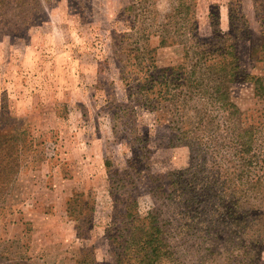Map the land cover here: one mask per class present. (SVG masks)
Masks as SVG:
<instances>
[{"label": "rangeland", "instance_id": "1", "mask_svg": "<svg viewBox=\"0 0 264 264\" xmlns=\"http://www.w3.org/2000/svg\"><path fill=\"white\" fill-rule=\"evenodd\" d=\"M217 32L237 36L227 85L239 127L255 126L248 169L236 142L212 157L183 139L196 102L178 123L180 102L137 91ZM249 75L264 76V0H0V264H141L116 227L158 208L170 254L154 264H264V97ZM215 177L196 217L192 190Z\"/></svg>", "mask_w": 264, "mask_h": 264}, {"label": "trees", "instance_id": "2", "mask_svg": "<svg viewBox=\"0 0 264 264\" xmlns=\"http://www.w3.org/2000/svg\"><path fill=\"white\" fill-rule=\"evenodd\" d=\"M174 8V15H170L169 20L174 17L183 18V14L178 11L180 7ZM178 36H180L178 34ZM235 32H218L208 39H201L195 36L194 46L191 44L186 48V61L184 65L179 66V70L175 69L171 73H175L176 77L154 76L151 75V86L146 88L145 83L140 86L137 91L144 93L150 92L154 94L157 99L167 98L180 102V106L177 107L176 120L182 121L184 115L182 111L189 109L187 105L191 102H196L190 110L193 114L190 119L197 118L196 120H190L191 126L183 129V139L194 140L192 145H196L199 150V146H202L206 142V146L211 145L212 157L221 148V143H224V139H228L230 142H236L241 150V154L245 155L249 152H253L249 158H244L243 165H246V169L253 165L254 157L257 150L256 141L254 139V124H249L248 127L240 128L238 120L242 117V112L239 107L232 101L230 91L227 83L232 82V78L235 73V69L238 67L237 53H236V41ZM169 38L163 36L159 41L160 44L165 45L168 43ZM137 50V46L132 48ZM192 55V56H191ZM134 60L138 58L134 55ZM151 60L154 58L151 57ZM151 68V66L149 67ZM150 71V70H149ZM251 82L254 85L255 93L259 97H264V76L261 75H249ZM157 85H162V89L155 91ZM159 89V88H158ZM149 95V94H148ZM184 96V97H183ZM183 97V99H182ZM155 99V98H153ZM153 100H145L143 105L154 108L152 105ZM183 128V127H182ZM1 137V136H0ZM198 140V142H196ZM107 167L111 166L110 161H106ZM191 165L187 170H191ZM109 169V168H108ZM212 169V168H211ZM192 175L197 174L195 170L191 171ZM111 178V176H110ZM218 178H212L211 180L204 181L200 187L201 194L198 195V191L194 189L191 193V199L194 201L199 198L197 207L193 210L196 217L209 216V208H212L209 204L203 205L200 202V197L203 196L207 200L214 197V192L209 190V186L218 184ZM195 187V186H194ZM196 188V187H195ZM205 188V189H203ZM170 197L172 192H169ZM242 195V192L240 191ZM173 197L178 200L183 199V194H174ZM215 199H219L215 198ZM247 201V200H245ZM223 204V203H222ZM202 206V207H200ZM225 207V205H223ZM221 209V206L218 210ZM74 210L70 206V211ZM161 208H158L157 212H152L148 221L143 222L142 225L131 227L121 221V225L116 228L120 231L122 237L115 239L114 241L129 244L137 251V258L141 264H154L163 255L170 254L167 251V242L164 241L166 230L163 224L159 222V214ZM163 212V209H162ZM87 223L90 222V216L88 215ZM77 225V229H81V223ZM151 255V256H150ZM147 259L149 262H147ZM116 261H121V255L117 254Z\"/></svg>", "mask_w": 264, "mask_h": 264}]
</instances>
